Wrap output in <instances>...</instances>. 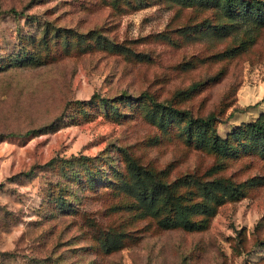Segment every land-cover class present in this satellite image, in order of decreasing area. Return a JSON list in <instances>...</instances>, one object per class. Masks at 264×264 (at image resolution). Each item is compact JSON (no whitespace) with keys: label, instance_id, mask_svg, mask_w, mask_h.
<instances>
[{"label":"rangeland","instance_id":"obj_1","mask_svg":"<svg viewBox=\"0 0 264 264\" xmlns=\"http://www.w3.org/2000/svg\"><path fill=\"white\" fill-rule=\"evenodd\" d=\"M261 123L264 0H0V264H264Z\"/></svg>","mask_w":264,"mask_h":264},{"label":"trees","instance_id":"obj_2","mask_svg":"<svg viewBox=\"0 0 264 264\" xmlns=\"http://www.w3.org/2000/svg\"><path fill=\"white\" fill-rule=\"evenodd\" d=\"M256 8L260 9L259 6H257ZM14 10H15L14 8H10L9 9V11H14ZM175 111H177L179 113L182 112L180 110H175ZM215 115L216 114L214 112H211V113H208L207 115H205L203 117L190 118L189 121L192 122V121L197 120V121H200L201 123H204L205 125H210L211 122H212V120L215 118ZM255 128H256L257 133L264 140V124L261 123L259 125H256ZM37 131L38 132H41V130L40 131L37 130ZM26 133H29V132H26ZM169 184L170 183H166L164 186L167 188V187H169ZM207 200H211V192H209L207 194Z\"/></svg>","mask_w":264,"mask_h":264}]
</instances>
